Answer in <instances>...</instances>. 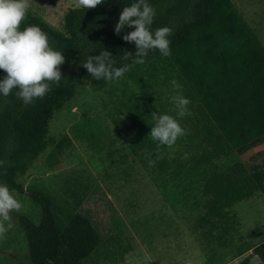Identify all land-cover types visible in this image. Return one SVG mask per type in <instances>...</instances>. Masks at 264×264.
Instances as JSON below:
<instances>
[{
    "label": "trees",
    "instance_id": "16d2710c",
    "mask_svg": "<svg viewBox=\"0 0 264 264\" xmlns=\"http://www.w3.org/2000/svg\"><path fill=\"white\" fill-rule=\"evenodd\" d=\"M134 2L104 0L94 9L68 7L61 30L31 11L21 23V30L39 26L51 45L62 51L65 62L60 71L66 78L59 86L53 85L43 99L29 105L17 98V89L7 97L0 94V181L17 193H27L40 206L37 222L24 215L19 217L30 264H83L82 259L100 242L91 220L78 212L59 231L45 188L37 184L24 187L16 180L45 149L54 113L83 85L106 94L113 126L129 129V147L142 150L144 158L153 160L159 170L166 169L169 161L166 146L158 148V142L149 136L155 123L151 116L155 112L153 82L159 77L181 85V94L198 115L204 144L193 157L195 163L207 168L199 226H220L223 235L229 234L237 225L231 207L256 192L264 193V168L250 171L241 161H235L219 169L216 163L264 136V45L258 35L232 0H148L156 10L153 30L163 26L173 29L169 37L171 54L165 57L159 50H150L145 63L134 64L123 78L113 82L94 79L82 67L88 55L106 50L116 60L114 67L132 64L135 44L122 37L134 28L125 27L119 35L114 28L123 7ZM125 52H131L132 58L122 59ZM5 76L0 70V79ZM70 128L81 136L86 133L84 123H73ZM69 144L68 136H61L54 143L53 154L61 153ZM223 235H215L222 244ZM248 249L249 253L236 264H248L252 256L264 264V240Z\"/></svg>",
    "mask_w": 264,
    "mask_h": 264
},
{
    "label": "rangeland",
    "instance_id": "374dc122",
    "mask_svg": "<svg viewBox=\"0 0 264 264\" xmlns=\"http://www.w3.org/2000/svg\"><path fill=\"white\" fill-rule=\"evenodd\" d=\"M232 2L264 45V0ZM28 11L34 10L30 6ZM40 17L51 27L62 29V14ZM175 94L171 82L156 77L152 86L155 112L175 117V111H170L175 108L171 101ZM187 108L192 114L179 118L187 135L172 147L166 146L169 164L164 170L157 169L153 160L150 166L142 150L129 147L131 131L113 126L111 105L103 91L83 85L54 113L45 149L16 180L24 187L37 184L45 188L59 231L76 212L91 220L100 242L82 259L83 264H236L249 253V247L264 240L261 192L231 207L237 225L229 234L223 235L220 226H199L207 168L194 161L204 144L198 115L193 107ZM73 123H84L85 135L72 130ZM63 135L70 144L53 154L55 141ZM235 161L250 171L264 168V136L216 163L225 169ZM18 194L24 207L11 214L15 227L0 241V264H30L19 217L37 222L40 206L27 193ZM218 234L223 235V244L216 239ZM248 264L262 262L252 256Z\"/></svg>",
    "mask_w": 264,
    "mask_h": 264
},
{
    "label": "clouds",
    "instance_id": "9594fccd",
    "mask_svg": "<svg viewBox=\"0 0 264 264\" xmlns=\"http://www.w3.org/2000/svg\"><path fill=\"white\" fill-rule=\"evenodd\" d=\"M83 9H94L104 0H76ZM29 0H0V70L6 73L0 79V94L7 97L17 89L16 96L24 105L32 104L36 99H43L51 91L52 86H59L62 77L60 66L65 62L61 50L54 48L47 33L37 25H29L21 30V23L26 19ZM156 16L155 8L148 0H136L130 6L123 7L114 31L119 35L125 27L134 28L122 39L135 44V58L132 64L114 67L116 60L106 50L99 55H88L82 63L88 74L94 79L107 82L117 81L131 70L134 64L145 63L144 57L150 50H159L167 57L171 54L170 39L173 29L169 26L153 30ZM132 58L131 52H125L122 59ZM176 94L171 97L175 105V117L169 114H151L154 126L149 136L158 142L157 147H172L176 141L187 135L179 118L190 116L187 108L190 100L184 97L177 81H171ZM123 117H121L122 119ZM3 162L0 161V164ZM153 163L149 160V165ZM19 194L0 181V241L6 239L7 233L15 227L12 213L20 212L24 207Z\"/></svg>",
    "mask_w": 264,
    "mask_h": 264
},
{
    "label": "crops",
    "instance_id": "0c3cea01",
    "mask_svg": "<svg viewBox=\"0 0 264 264\" xmlns=\"http://www.w3.org/2000/svg\"><path fill=\"white\" fill-rule=\"evenodd\" d=\"M29 4L35 14L48 18L57 16V13L64 15L68 7H76V0H29Z\"/></svg>",
    "mask_w": 264,
    "mask_h": 264
}]
</instances>
